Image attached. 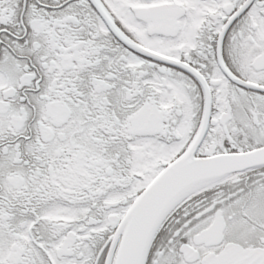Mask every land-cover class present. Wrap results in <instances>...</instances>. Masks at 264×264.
Segmentation results:
<instances>
[{"label":"snow or ice","instance_id":"snow-or-ice-1","mask_svg":"<svg viewBox=\"0 0 264 264\" xmlns=\"http://www.w3.org/2000/svg\"><path fill=\"white\" fill-rule=\"evenodd\" d=\"M0 264H264V0H0Z\"/></svg>","mask_w":264,"mask_h":264}]
</instances>
